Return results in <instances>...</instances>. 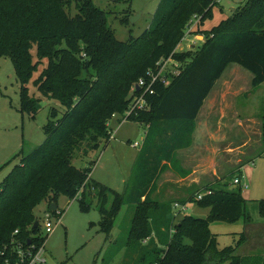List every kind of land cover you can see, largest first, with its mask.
Segmentation results:
<instances>
[{"label": "trees", "instance_id": "16d2710c", "mask_svg": "<svg viewBox=\"0 0 264 264\" xmlns=\"http://www.w3.org/2000/svg\"><path fill=\"white\" fill-rule=\"evenodd\" d=\"M70 1L0 0V57L12 61L20 81L21 109L33 117L39 102L29 96L27 87L35 71L30 60L33 48L37 56L46 58V67L33 84L43 98L57 101L64 109L60 116L58 109L49 110V119L43 126V142L22 156L1 183L0 247L16 228L21 236L28 235L27 228L32 229L36 221L33 211L45 199L50 205L60 195L75 198L81 192L80 208L88 209L84 202L88 189L98 197L99 225L107 235L125 200L135 203L137 211L126 241L128 249L134 251L133 246L137 247L151 231L145 230L144 218L153 217L139 210L154 203L151 195L158 177L166 169L171 166L177 174H187L176 158V151L191 145L195 119L226 67L236 63L248 70L253 76L252 87L264 82V29H257L264 20V0H245L246 8L238 16L223 19L202 32L204 43L192 54L176 51L185 36V28L195 17L199 19L197 26L211 19L218 0H160L149 27L125 42L116 39L107 24L106 13L92 0H75L74 16L65 10ZM198 31L202 30L197 28L193 35ZM170 55L182 63L179 74L167 85L156 83L155 93L147 96L150 108L127 118L148 124L149 128L133 167V172L137 168L133 194H119L92 180L90 168H79L71 160L83 142L87 147L85 154L88 149H97L100 139L108 143L111 136L108 121L113 114L124 115L132 85L158 60ZM119 63L120 66L116 65ZM108 65L116 66L105 71L110 77L105 78L103 85L99 84V78L80 77L87 67H93L99 75ZM119 78L121 83L115 86ZM239 168L235 175H240ZM221 181L219 178L215 184ZM209 185L201 191L210 189L211 193L201 199L195 195L190 199L209 208L208 216H182L165 240L167 252L163 255L161 249L152 246L154 264L227 261L244 264L242 258L233 257L235 247H218L216 234L208 227L215 220L235 222L243 218L250 223L240 186L233 191ZM109 196L112 202L106 207ZM159 206L164 208L161 213L167 215L169 207ZM259 213L264 217V199L259 200ZM244 238V235L240 237V243ZM144 248L148 247H141L142 251Z\"/></svg>", "mask_w": 264, "mask_h": 264}, {"label": "rangeland", "instance_id": "374dc122", "mask_svg": "<svg viewBox=\"0 0 264 264\" xmlns=\"http://www.w3.org/2000/svg\"><path fill=\"white\" fill-rule=\"evenodd\" d=\"M92 1L106 13L107 24L116 39L125 42L130 36H140L149 27L160 0ZM244 1L218 0L213 7V17L195 28L202 31L194 35L193 32L186 33L176 51L191 54L198 51L205 40L202 32L210 30L223 19L241 13L246 8ZM65 10L74 16L77 12L75 0L70 1ZM132 17H135L133 21ZM198 20L197 17L191 19L193 24ZM257 29H264V20ZM30 60L35 64V71L27 84L28 92L31 98L39 99L33 117L21 109L20 81L11 59L0 57V186L15 165L20 163L22 156L43 142V126L49 119V110L58 109L59 116L64 112L57 101L43 98L33 84V80L46 67V58L37 56L36 48H33ZM116 65L120 66L121 63ZM116 65H108L99 75L90 66L81 71L80 77L90 80L99 78V84L103 85L105 78L110 77L105 71L114 69ZM252 77L248 70L236 63L226 67L198 114L192 147L178 152L179 158L184 160V167L193 173L191 180L195 182L191 183L194 185L189 184L191 180H180L171 166V171H165L158 177L156 190L151 195L154 203L143 205L139 210L144 212L143 215L151 213L153 216L152 219L144 218L145 230L151 231L137 247L133 246L134 251L128 249L126 241L137 211L135 203L125 198L127 200L115 216L113 227L107 235L99 225L98 197L87 189L84 201L88 208L86 210L80 208L78 198L81 192L75 198L58 197L55 204L61 214L52 215L51 220L54 223L60 217V221L45 242L47 264H154L152 246L161 249L164 255L167 252L165 240L182 216H208L209 208L190 201L191 197L208 186L209 182L211 187L237 191L233 178L239 167L242 179L240 193L245 199V212L250 217V224L241 218L235 222L211 221L208 227L216 234L219 248L235 247L233 257L242 258L244 264H264V217L259 213V200L264 199V153L254 157L257 151L264 148V82L252 87ZM120 83L119 78L115 86ZM108 127L111 134L108 143L100 139L99 147L88 149L85 154L87 147L83 142L71 162L82 169L90 168L89 177L92 180L117 193L133 194L137 173V168L133 172V167L149 125L124 120L123 114L116 113L109 119ZM134 143H138V146L135 147ZM216 177L222 180L217 185ZM167 194L173 195L168 198L165 197ZM109 197L106 207L112 202V197ZM175 203L180 205L175 207ZM160 204L169 207L167 215L161 213L164 208ZM181 205H184V210H181ZM48 208V199L36 206L33 211L36 219L42 222ZM252 226L256 227L250 229ZM242 235L245 238L240 243ZM185 242L190 243V240ZM146 246L148 248L142 251L141 247Z\"/></svg>", "mask_w": 264, "mask_h": 264}, {"label": "built area", "instance_id": "2783aa9c", "mask_svg": "<svg viewBox=\"0 0 264 264\" xmlns=\"http://www.w3.org/2000/svg\"><path fill=\"white\" fill-rule=\"evenodd\" d=\"M197 24V21L194 24L192 21L188 23L183 39L186 37V33L191 34V32L196 30ZM189 46L192 47V45ZM181 65V62L170 55L165 59L158 60L153 68L147 69L145 75L140 77L129 91V107L125 110L123 119H127L132 114H137L141 110H148L151 104L147 100V96L155 93L154 85L158 82L164 85L170 83V80L179 74ZM136 86L138 87L137 89ZM133 145L136 147L138 143H134ZM233 184L236 186L242 184L239 174L234 176ZM244 185L246 186V184ZM209 193H211L210 189H205L196 193L195 197L201 199ZM179 205L178 203L174 204L175 207ZM57 209L55 210L56 214L60 215L61 213ZM184 209V205H181V210ZM56 214H53L49 209L45 211L42 222L36 219L38 222L36 230L27 228L29 233L26 237L21 236L19 228L14 229L10 239L0 247V264H47L45 242L47 237L53 233L59 224L60 217L54 223L51 220V216ZM171 231L174 232V229Z\"/></svg>", "mask_w": 264, "mask_h": 264}, {"label": "crops", "instance_id": "0c3cea01", "mask_svg": "<svg viewBox=\"0 0 264 264\" xmlns=\"http://www.w3.org/2000/svg\"><path fill=\"white\" fill-rule=\"evenodd\" d=\"M224 73V72H223ZM223 73H222V75H221V77L223 76ZM220 77V78H221ZM220 78L216 81V83H215V85L217 84V82L220 80ZM214 85V86H215ZM213 86V87H214ZM213 89V88H212ZM203 107V106H202ZM202 107H201V109H202ZM201 109H200V111H201ZM199 111V112H200ZM199 114V113H198ZM197 117H198V115H197ZM197 117H196V119H195V127H194V130H193V132H192V142H191V145L190 146H188V147H186V148H182V149H178L177 151H176V158L178 159V161H179V164H180V166L184 169V170H186L187 171V174L185 175V176H181V175H179V174H176L175 172H173V173H175L178 177H179V179L180 180H191V177H192V172L189 170V169H187L186 167H184V160L182 161L180 158H179V153L181 152V151H185V150H188V149H190L191 147H192V143H193V138H194V133H195V130H196V125H197ZM263 132H264V129H263ZM263 135H264V133H263ZM179 152V153H178ZM264 153V148H261L259 151H257L256 153H255V155H254V157L255 156H258V155H262ZM137 157V156H136ZM165 171H171V170H169V168L168 169H166ZM165 171L163 172V173H165ZM194 172V171H193ZM162 173V174H163ZM161 174V175H162ZM219 177H216V179H218ZM215 179V180H216ZM196 180V179H195ZM194 183L195 181L194 180H191V181H189V184H191V185H194V184H192V183ZM211 182H214V181H211ZM210 183V182H209ZM209 183L207 184V185H209ZM211 184V183H210ZM205 185V184H204ZM205 188V187H204ZM152 195H154V194H152ZM171 195H173V194H167V195H165V197H168L169 198V196H171ZM173 197V196H172ZM250 224V223H249ZM255 225V224H254ZM254 227H256V226H252L250 229H252V228H254ZM262 229H264V227H262Z\"/></svg>", "mask_w": 264, "mask_h": 264}, {"label": "water", "instance_id": "95a60500", "mask_svg": "<svg viewBox=\"0 0 264 264\" xmlns=\"http://www.w3.org/2000/svg\"><path fill=\"white\" fill-rule=\"evenodd\" d=\"M133 18H135V17H132L131 21L134 20ZM137 88H138V87L136 86V89H137ZM56 208H57V206H56V204H55L54 202H52V203L49 205V209H50L51 211L56 210ZM37 226H38V222H37V221H34V223H33V228L35 229V228H37Z\"/></svg>", "mask_w": 264, "mask_h": 264}]
</instances>
